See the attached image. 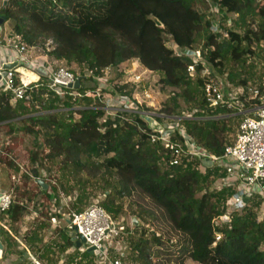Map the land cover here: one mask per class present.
<instances>
[{
    "label": "trees",
    "instance_id": "trees-1",
    "mask_svg": "<svg viewBox=\"0 0 264 264\" xmlns=\"http://www.w3.org/2000/svg\"><path fill=\"white\" fill-rule=\"evenodd\" d=\"M204 4L211 8L216 4L228 14L226 19L232 27L227 38L212 33L209 18L213 14L200 7ZM2 14V26L13 21V31L24 46H38L43 37L53 39L57 47L50 57L58 63L76 65L79 71H71L81 77L82 89L95 91L99 88L96 79L104 76L106 69H128L134 62L151 72V77L159 76L163 88L178 91L160 113L174 119L180 117V100L194 104L192 116L180 117V125L200 149L214 156L223 155L231 143L227 136L234 132L235 123L238 127L241 116L223 107L214 109L206 102L201 90L202 66H198L197 75L190 74L192 60L175 55L167 48V41L171 37L182 48L201 47L207 67L232 87L249 88L251 82L257 84L262 79L259 63L249 61L261 58L264 52V5L258 0H9ZM88 73L91 76L86 77ZM123 77L124 73L110 88L101 90L102 96L131 97L133 91L121 83ZM259 90L263 93L264 85ZM43 95L45 89H40L29 105H13L11 94L1 92L0 124L13 130L24 124L27 133L44 134L49 159H61L60 164L70 175L84 170L102 173L106 186L101 207L114 219L123 210L116 204V197L137 194L160 213L167 225L165 235L142 228L139 239L130 237L129 250L117 255L121 264H264L261 201L253 200L245 211L234 213L227 225L214 223L224 215L235 192L226 186L211 190L218 181H225V172L202 171L199 158L191 157L172 166L173 153L161 143L152 144L151 129L139 114L118 113L113 118L107 116L98 98L73 101L52 94L45 100ZM260 104L261 98L256 97L245 107L253 109ZM76 106L80 109L74 110ZM166 118L158 120L162 123ZM174 141L185 140L176 133ZM89 199L83 190L76 211H84ZM26 212L27 205L13 202L0 213V219L6 217L16 224ZM63 237V251L72 247L81 251L74 232L66 231ZM0 239L13 247L11 236L1 227ZM24 241L34 249L37 235L27 234ZM81 255L83 260L96 259L88 250Z\"/></svg>",
    "mask_w": 264,
    "mask_h": 264
},
{
    "label": "built area",
    "instance_id": "built-area-1",
    "mask_svg": "<svg viewBox=\"0 0 264 264\" xmlns=\"http://www.w3.org/2000/svg\"><path fill=\"white\" fill-rule=\"evenodd\" d=\"M6 0H0V19L6 7ZM211 31L213 34L228 37V30L232 24L226 18L228 14L222 12L218 5L213 4ZM167 44H169L167 46ZM167 48L179 57L190 58L192 64L188 72L198 74V66H202L200 79L201 88L206 102L214 109L219 107L230 110L233 115L241 116L234 140L226 145L222 156H214L200 149L186 134L185 128L180 125L181 118L168 119L163 113L138 111L153 99L151 72L142 70L138 62H134L131 68L123 69L122 84L132 90V95L127 97H114L110 94L102 96L101 90L111 87V72L116 67L106 69L104 76L97 78L99 88L95 91L76 88L79 74L59 65L53 61L50 52L57 47L51 39L47 46V52L39 46H24L20 38L13 30L5 31L0 26V93L8 92L12 97V104L24 102L29 105L34 101V94L40 89H45L43 98L49 100L52 94L61 98L70 97L77 99L98 98L104 106L108 116L116 117L118 113L139 114L150 127V122L156 124L151 128L152 144L161 143L173 154L171 165H179L182 158H199L200 169H220L226 173L223 186L232 187L235 192L227 203L224 215L216 218V226L227 225L231 222L234 213L243 212L251 206L253 200L261 201L260 218L264 219V102L253 109H247L245 103L250 99L260 97V91L245 87H232L226 78L216 76L207 67L204 60V52L201 47L182 48L175 44L170 37ZM43 52V55L41 54ZM16 64L13 69L6 70L5 66ZM91 76L90 73L86 77ZM129 79L124 80V78ZM82 80V79H81ZM142 98V101L140 100ZM152 107V106H151ZM149 109V108H148ZM78 110V109H77ZM159 118H166L160 122ZM150 119V122L147 120ZM143 130V125H139ZM178 133L184 138V143L174 141V135ZM1 153V150H0ZM10 193L0 190V213L6 212L13 204ZM66 227L76 234L79 240L83 237L86 242V250L93 248L95 254L102 261H108L109 255L114 254V259L109 264H121L117 258L121 254L118 246L122 238L120 224L103 207L94 205L82 212H74L65 219ZM221 239L218 235L217 241ZM116 245V246H115ZM103 262V263H104Z\"/></svg>",
    "mask_w": 264,
    "mask_h": 264
},
{
    "label": "rangeland",
    "instance_id": "rangeland-1",
    "mask_svg": "<svg viewBox=\"0 0 264 264\" xmlns=\"http://www.w3.org/2000/svg\"><path fill=\"white\" fill-rule=\"evenodd\" d=\"M258 2L261 6L264 5V0H258ZM200 7L203 10L206 9L208 13L212 10L206 4ZM13 28V21L2 26L5 31L13 30ZM50 40L51 38L43 37L38 46L47 52L46 45ZM41 54L43 55V52ZM260 54L261 58L249 59V61L259 63V73L262 77L257 84L250 83L249 87L253 90H259V87L264 85V52ZM59 65L79 71L76 65L69 66L66 62H61ZM122 73V67L116 68L111 72V80H118ZM127 79L129 77L124 78V80ZM150 81L153 99L138 108V111L142 113L160 112L170 103L172 94L178 92L171 88H163L157 75L152 76ZM260 98H263L264 102V92L260 94ZM140 100L142 101L141 97ZM179 104L177 109L179 116L191 117L194 112L191 108H194V104L186 105L183 100H180ZM77 109L80 107L74 108V110ZM43 113L46 114V112ZM126 118L130 119L128 116ZM75 120L78 121L79 116L76 115ZM23 127L24 124H21L13 130L10 125L0 124V190L10 193L14 202L27 205V212L16 224H12L6 217L0 219V227L8 231L14 244L10 248L4 239H0V264H9L8 260H20L15 264H75L72 260L80 264H109V261L114 259V254L109 255V260L104 262L95 254L96 259L83 260L81 254L85 252L86 246H83L81 251L73 247L63 251L65 246L63 235L69 231L65 219L77 212L74 207L83 190L90 195V199L83 207L84 210L94 205L101 206L104 201L106 185L100 177L102 173L97 174V171L84 170L79 175H70L60 164L61 159H49L50 151L44 134H29L23 130ZM235 127H237L236 123L234 132L227 136L230 142L236 136ZM40 182L46 186L45 189ZM222 186L223 182L218 181L211 190ZM54 188L57 189V193L53 192ZM116 204L123 207V210L116 215V220L122 229V238L118 243L122 253L129 250L130 237L134 240L140 238L142 228H147L150 232L156 230L159 234H168L167 225L160 213L137 194L117 196ZM146 212L153 213L155 217L148 216ZM259 221L262 222L264 219L261 218ZM136 227L139 228L138 233L135 232ZM31 233L37 235L34 249L29 248L24 241V237ZM75 241L77 242L78 239L75 238ZM8 252H12L13 255L8 256L7 254H10ZM44 255L46 257H42Z\"/></svg>",
    "mask_w": 264,
    "mask_h": 264
},
{
    "label": "water",
    "instance_id": "water-1",
    "mask_svg": "<svg viewBox=\"0 0 264 264\" xmlns=\"http://www.w3.org/2000/svg\"><path fill=\"white\" fill-rule=\"evenodd\" d=\"M9 0H6V5L8 4ZM5 20L4 19H0V26H2L4 24ZM16 66V64H11V65H7L5 66V69L6 70H9V69H13L14 67ZM1 79V77H0ZM81 87V78H78L77 82H76V88H80ZM148 122H150V119L147 120ZM150 127L151 128H155L156 127V124L154 122H150ZM40 185L45 189L46 186L40 182ZM76 246L78 249H81L83 246H86V242H85V239L83 237H80V239L76 242ZM88 251L91 253V254H97L93 248H89Z\"/></svg>",
    "mask_w": 264,
    "mask_h": 264
}]
</instances>
